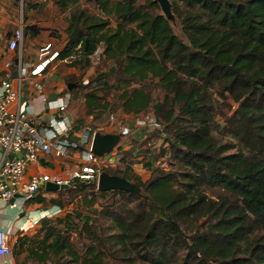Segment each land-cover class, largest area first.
I'll return each mask as SVG.
<instances>
[{"label": "trees", "instance_id": "obj_1", "mask_svg": "<svg viewBox=\"0 0 264 264\" xmlns=\"http://www.w3.org/2000/svg\"><path fill=\"white\" fill-rule=\"evenodd\" d=\"M170 3L186 41L154 0H11L23 23L48 12L67 16L59 58L81 43L82 58L71 66L88 65L102 43L96 75L87 83L85 72L70 75L66 84L76 86L62 94L69 103L83 92V116L152 112L162 131L147 138L162 132L171 160L168 169L147 161L146 180L126 162L129 153L104 169L141 194L99 192L83 181L53 192L50 203H82L42 220L28 252L37 264H264V0ZM219 99L234 110H219ZM84 123L75 117L72 131ZM30 240L19 237L14 256Z\"/></svg>", "mask_w": 264, "mask_h": 264}, {"label": "built area", "instance_id": "obj_2", "mask_svg": "<svg viewBox=\"0 0 264 264\" xmlns=\"http://www.w3.org/2000/svg\"><path fill=\"white\" fill-rule=\"evenodd\" d=\"M23 25L24 23L20 20L7 45L8 50L19 52V74L15 80L6 79L2 82V93L0 94V200H10V207L19 211H23V203L33 198L47 182L70 187L75 181H83L95 184L96 187L101 171L105 168H115L122 163L126 151L124 141L131 133L128 123L116 120L110 113L107 117V126L112 129L113 133H122V138L111 152L97 156L91 151V144L94 133L101 129L87 127L73 132L72 121L63 114L67 109V100L63 97L46 99L43 109L48 114L46 120H40L39 114H31L25 102L20 100L22 80L27 74L41 75L49 67L60 62L71 65L75 61H80L82 58L79 51L81 43L77 45L76 52L72 56L60 59L59 47L53 42H45L37 49L33 63L25 68L21 65ZM103 49V44L99 43L88 55L89 72L102 60ZM87 82L86 76L83 77V83ZM12 105H15V108H12ZM136 123H143L148 133L154 130L162 131L154 114L137 116ZM159 136L150 138L147 141L148 147L155 148L160 144L162 132ZM164 142L168 143L165 139ZM73 151H79L80 160L64 173H34L29 177L25 176L28 165L37 162L42 155L53 154L66 159ZM10 154L13 155L12 159H9ZM154 166L165 169L164 164ZM136 173L142 180H146L150 175L141 163ZM9 253L8 235L1 230L0 256Z\"/></svg>", "mask_w": 264, "mask_h": 264}, {"label": "crops", "instance_id": "obj_3", "mask_svg": "<svg viewBox=\"0 0 264 264\" xmlns=\"http://www.w3.org/2000/svg\"><path fill=\"white\" fill-rule=\"evenodd\" d=\"M10 4L11 0H0V94L2 93V82L6 79L15 80L20 68L19 52L17 50L10 51L7 48L12 31L21 20V18H16L15 11H12ZM38 24L29 20L23 25L24 42L21 49V65L25 68L33 63L39 44H43V39L48 41L52 40L53 37L52 32L49 30L51 29L50 25L39 27ZM28 31H31L33 35L29 37ZM58 33V35L56 34L57 42L54 43L53 40V43L60 49L62 43L58 37L61 35V31H58ZM70 75L77 76L76 67L61 62L49 67L41 75L27 74L25 79L22 80L21 102H25L31 114H39L40 120H46L48 114L43 110L46 99L63 97L67 100L68 96L62 93L67 86L66 78ZM70 104L71 102L67 104V109L63 114L72 121L75 119V107ZM12 108H15V105H12ZM133 116L132 122H124L131 127V133L124 141L126 143L124 148L125 153L130 154V158L126 162L136 171L140 167L138 162L140 155L148 156L152 152V148L147 146V140L145 139L148 136V130L143 127V123H136L137 116H140V114ZM111 130H106V132H112ZM131 140L133 141L131 142ZM79 160V151L71 152L66 159L53 154H45L37 162L28 165L25 176L29 177L34 173L62 174L67 169L75 166ZM154 165L152 164V166ZM148 173L150 174L149 170ZM39 192L23 203V211L10 207V200H0V231L7 233L10 247L9 254L0 256V264H37L36 260L34 261L29 257L28 252L30 249H36L35 246L39 238L35 237L42 226V220L63 217L72 210L71 205H73V202L63 205L50 203L49 200L55 198L56 194L45 190ZM40 194H42L43 201H39L37 198ZM19 237H28L31 240L24 244V251L14 256L13 248Z\"/></svg>", "mask_w": 264, "mask_h": 264}, {"label": "rangeland", "instance_id": "obj_4", "mask_svg": "<svg viewBox=\"0 0 264 264\" xmlns=\"http://www.w3.org/2000/svg\"><path fill=\"white\" fill-rule=\"evenodd\" d=\"M85 6L90 11L97 12V10L91 4H88V3H85V2L83 4H81V7H85ZM47 15H48L47 19L41 20L40 18H37V21H36V19L34 21L39 23L37 25L39 27H42L43 25H50V27H51V29H49V30L52 32V36H53L52 40L50 39V40L47 41V40L43 39L42 43L53 42V40H54V43H56L57 42V35L59 34L58 31H61V25H60L61 21L60 20L63 21V19L65 17H67V16L63 17V15H62V16L59 17L58 15H53L52 12H48ZM169 22L172 25V28L174 29L176 34L179 35L183 41H186V39L184 38L183 34L180 31V26H179L176 18L174 19V21H169ZM23 42H24V40H23ZM39 46H41V45L39 44ZM102 66H103V63H102V61H100V63L97 66H95L92 69L91 72L88 71V68H90L89 64L83 66V62L79 63L75 67H76L77 76H79L81 73L85 72L86 79L89 80L90 75H92V76L96 75L98 69L100 67H102ZM82 93L83 92L81 91L77 95L76 98H73V100L71 101V104H70L72 106L74 105V107H75L74 117L82 116L84 121H85V123L80 128L81 130L84 129V128H87V127L99 128V129H101L102 132H106V130H110V128L107 126V122H108L107 117H108V115L110 113H112L113 116L115 117V119L120 121V122H128V123L132 122L133 117H134L133 115L124 114V113H122L120 111H117L114 108L112 110L110 109V110H106V111L102 112L98 117H95L94 115L83 116L84 109H83V106L81 105L82 101L80 99ZM219 101L220 102H218V103H220V105L217 104V107H218L219 110L224 111L225 113H228V114H230L234 110L235 105H232L230 100L228 102L231 103V105H232L231 107H229L227 101H223L221 99H219ZM146 114H153V113L148 111V112H145L144 114H142V116H144ZM216 121L219 122L220 125L222 124L223 118L220 116V114L216 115ZM162 135L163 136L160 138V144H158L155 148H152V152H150L148 156L140 155V157L138 159V161L141 163V165L147 171H148V169L146 167V162L150 161V160H152V162H151L152 164H164L165 169L169 168V164H170L171 160H170V156L168 155V151H169L168 143L164 142V138H166V137H164L163 133H162ZM147 137L145 139L147 141L150 140ZM132 141L133 140H131V142ZM145 148H146V145H145ZM126 156H127V159L130 158L129 154H127ZM113 169H115V168H113ZM218 191L219 190H217V189H214V190H209L208 189V192L212 196H215L218 193ZM38 193H40V192H38ZM89 193H90V195H94L95 194V192L93 190H89ZM41 196H42V194L38 195L37 198L40 199ZM72 202H73V205H71V207H72V209H74L78 203H80V204L82 203V199L80 197H78V198H75V200L72 201ZM86 210H87L86 208L82 209V211H84V212H86Z\"/></svg>", "mask_w": 264, "mask_h": 264}, {"label": "water", "instance_id": "obj_5", "mask_svg": "<svg viewBox=\"0 0 264 264\" xmlns=\"http://www.w3.org/2000/svg\"><path fill=\"white\" fill-rule=\"evenodd\" d=\"M160 7L162 14L168 21H174L175 16L171 9L170 0H154ZM76 84L72 82L67 83V89L70 90L75 87ZM122 138V133L113 132H101L97 131L94 133L91 144V151L97 156H103L106 153L112 151V149L119 143ZM13 155H9V159H12ZM68 188L67 185L58 186L55 183L47 182L44 187H41L39 191L45 190L48 192H55L57 190H62ZM96 190L99 192L109 191V190H123L128 192H133L136 194H141V187L127 180L125 177L118 176L115 174H109L105 170L101 171L97 184Z\"/></svg>", "mask_w": 264, "mask_h": 264}]
</instances>
